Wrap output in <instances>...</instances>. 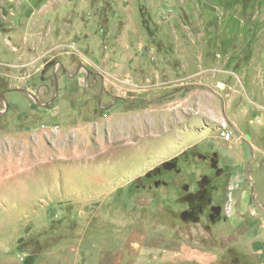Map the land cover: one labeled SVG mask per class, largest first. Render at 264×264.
<instances>
[{"label":"rangeland","instance_id":"rangeland-1","mask_svg":"<svg viewBox=\"0 0 264 264\" xmlns=\"http://www.w3.org/2000/svg\"><path fill=\"white\" fill-rule=\"evenodd\" d=\"M0 264H264V0H0Z\"/></svg>","mask_w":264,"mask_h":264},{"label":"trees","instance_id":"trees-1","mask_svg":"<svg viewBox=\"0 0 264 264\" xmlns=\"http://www.w3.org/2000/svg\"><path fill=\"white\" fill-rule=\"evenodd\" d=\"M214 154V152H212ZM202 158L206 157V154H199ZM212 167L215 168L216 164L213 163ZM160 169L162 170H174L178 171L177 159L173 157L167 161L162 162L159 166L153 168L150 172H147L144 176V180H149L156 176ZM141 179V180H143ZM209 184L207 181V175H202L197 181V188L195 191H190L186 185L183 187V202L186 203V208L179 212V216L182 220H188L192 222H197L200 215L204 212V209L208 206L209 217L212 221L215 220L217 216L220 215V207L215 205H210L211 196Z\"/></svg>","mask_w":264,"mask_h":264},{"label":"crops","instance_id":"crops-1","mask_svg":"<svg viewBox=\"0 0 264 264\" xmlns=\"http://www.w3.org/2000/svg\"><path fill=\"white\" fill-rule=\"evenodd\" d=\"M243 160V157H242V155L240 156V157H236V163H237V166H236V172H234V175H235V177L237 178L238 177V175H239V167H240V160ZM221 168L222 167H220L219 165H218V167L216 166L214 169H215V172L219 169V170H221ZM223 169V168H222ZM247 194L246 193H244L243 192V190H242V192L240 193V196H242V197H245ZM211 203H212V199H211ZM210 205H214V204H210ZM215 206H219V207H221L220 205H215ZM234 210V209H233Z\"/></svg>","mask_w":264,"mask_h":264},{"label":"built area","instance_id":"built-area-1","mask_svg":"<svg viewBox=\"0 0 264 264\" xmlns=\"http://www.w3.org/2000/svg\"><path fill=\"white\" fill-rule=\"evenodd\" d=\"M219 137L223 140V141H229V140H231V138H232V134L228 131V130H226V129H223V130H221V132H220V134H219Z\"/></svg>","mask_w":264,"mask_h":264}]
</instances>
